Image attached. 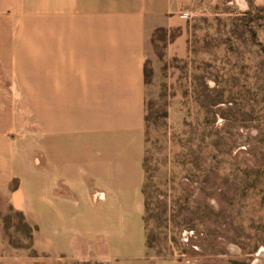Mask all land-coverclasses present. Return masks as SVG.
Segmentation results:
<instances>
[{"label":"crops","instance_id":"crops-1","mask_svg":"<svg viewBox=\"0 0 264 264\" xmlns=\"http://www.w3.org/2000/svg\"><path fill=\"white\" fill-rule=\"evenodd\" d=\"M189 1L0 0V195L44 258L178 264L147 255L144 71L158 27L165 57L187 55ZM9 86L37 99L36 130ZM36 135L33 174L20 149Z\"/></svg>","mask_w":264,"mask_h":264},{"label":"rangeland","instance_id":"rangeland-1","mask_svg":"<svg viewBox=\"0 0 264 264\" xmlns=\"http://www.w3.org/2000/svg\"><path fill=\"white\" fill-rule=\"evenodd\" d=\"M186 14L185 57L147 51V255L264 264V0H190ZM9 92L36 130L37 99ZM20 150L36 173L37 135ZM33 230L0 195V264H70L39 255Z\"/></svg>","mask_w":264,"mask_h":264},{"label":"trees","instance_id":"trees-1","mask_svg":"<svg viewBox=\"0 0 264 264\" xmlns=\"http://www.w3.org/2000/svg\"><path fill=\"white\" fill-rule=\"evenodd\" d=\"M167 39V35H166V29L163 28V27H158L154 30L153 32V35L151 37V40L152 42H160L161 44V47H160V50H158V56H162L163 54V47H164V44H165V41ZM151 73V68H149L147 66V63L145 64V71H144V75H145V82H147V79L149 77ZM147 121V116H146V112H145V122ZM145 161H146V157L144 155V159H143V167H144V171H145V175H146V165H145ZM145 181V179H144ZM145 194V191H144V184H143V196ZM146 200H145V197H144V221H145V210H146ZM21 214V213H20ZM146 227V226H145ZM147 248H148V242H147Z\"/></svg>","mask_w":264,"mask_h":264}]
</instances>
